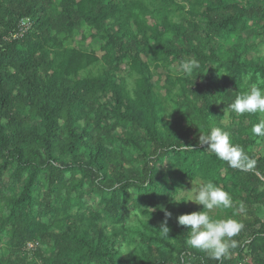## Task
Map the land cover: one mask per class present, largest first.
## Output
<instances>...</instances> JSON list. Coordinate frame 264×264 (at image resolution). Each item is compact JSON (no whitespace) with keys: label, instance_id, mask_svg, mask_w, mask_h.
<instances>
[{"label":"trees","instance_id":"16d2710c","mask_svg":"<svg viewBox=\"0 0 264 264\" xmlns=\"http://www.w3.org/2000/svg\"><path fill=\"white\" fill-rule=\"evenodd\" d=\"M260 34L264 0H0V264H264L262 117L227 108L264 76ZM213 126L253 170L200 144ZM195 180L230 193L214 218L244 224L222 262L190 248L176 219L193 212L174 200Z\"/></svg>","mask_w":264,"mask_h":264},{"label":"clouds","instance_id":"9594fccd","mask_svg":"<svg viewBox=\"0 0 264 264\" xmlns=\"http://www.w3.org/2000/svg\"><path fill=\"white\" fill-rule=\"evenodd\" d=\"M198 67V61L190 59L180 65L179 71L189 75ZM227 108L238 116L257 113L264 116V76L257 73L256 82L237 95ZM251 132L259 138H264V119L254 124ZM199 142L206 145L207 151L214 153L232 169L249 172L256 166L255 159L249 157L242 147L233 144L231 133L223 128L211 127L207 133H201ZM192 184L190 190L181 189V195L174 200L177 203L191 201L203 206L200 211L181 214L176 218L179 225L188 228L185 243L190 248L206 253L211 260L222 262L228 258L232 249L238 247L235 237L242 231L244 224L234 217L217 219L211 215L213 210L223 211L234 207L229 192L212 180L192 181ZM161 210L165 212V218L158 231L162 237L169 238L168 219L172 214L164 208ZM240 210L243 211V205Z\"/></svg>","mask_w":264,"mask_h":264},{"label":"rangeland","instance_id":"374dc122","mask_svg":"<svg viewBox=\"0 0 264 264\" xmlns=\"http://www.w3.org/2000/svg\"><path fill=\"white\" fill-rule=\"evenodd\" d=\"M256 39V41H257V43H259L261 40H264V34H260L257 38H255ZM262 46H260L259 47V50H258V56L260 55L261 57H263V59H264V43L263 44H261ZM250 57H252V54H251V56ZM124 67V66H123ZM262 117V119H264V116H261ZM230 121H231V118H230V116H229V114H226V117L224 118V120H223V122L225 123V124H228V123H230ZM242 122H243V124H249L250 123V121L249 120H247V119H243L242 120ZM255 152H257V154L259 155V156H264V138H260L259 140H258V143H257V146H256V148H255ZM160 168H162V169H165L166 168V166L165 165H160ZM6 180L8 181V177H6ZM197 181H202V180H195V181H193V182H197ZM192 186H193V184H192V181H190V182H187L186 183V187H184V189L183 190H190L191 188H192ZM181 195V192L178 194V196H180ZM178 196H176V198L178 197ZM86 199H91L93 202H94V204L91 206L92 208H94V209H98L99 208V205H98V199L97 198H95L94 196H90V195H88L87 197H86ZM186 204L189 206V207H191L192 208V210L193 211H200V210H202V205H197V204H195V203H193V202H191V201H186ZM86 205L88 206L89 205V202H87L86 203ZM255 208H256V212H258V214L264 219V207H260V206H255ZM217 214H218V209L217 210H213V212L211 213V215L212 216H217ZM140 215H142L141 213H140ZM238 217L240 218V219H242V218H245L246 216H241V215H238ZM225 218V217H224ZM235 218V217H234ZM136 220H135V217H133V216H131V218H130V220L127 222V225L129 226V227H131V226H136V222H135ZM158 223H160L161 224V222L159 221V222H157V224ZM126 236L128 237V235L130 234V232H129V229L127 228L126 229ZM139 238V237H138ZM35 247L36 246H34V247H30L29 245L27 246V249H26V251H28V253H29V258L30 259H32L33 258V250L35 249ZM121 250H122V258L123 259H125V260H132L133 259V257H134V255L136 254V248L132 245V244H128V242H125V244L123 243V245H122V247H121Z\"/></svg>","mask_w":264,"mask_h":264},{"label":"built area","instance_id":"2783aa9c","mask_svg":"<svg viewBox=\"0 0 264 264\" xmlns=\"http://www.w3.org/2000/svg\"><path fill=\"white\" fill-rule=\"evenodd\" d=\"M31 24H29L28 21H22L21 22V29H22V32H26L27 29L30 27ZM30 247H34L36 244L35 243H29L28 244Z\"/></svg>","mask_w":264,"mask_h":264}]
</instances>
